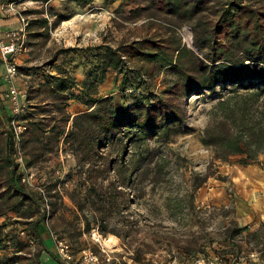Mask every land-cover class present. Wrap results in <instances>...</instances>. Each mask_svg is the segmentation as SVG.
<instances>
[{"label":"trees","instance_id":"obj_1","mask_svg":"<svg viewBox=\"0 0 264 264\" xmlns=\"http://www.w3.org/2000/svg\"><path fill=\"white\" fill-rule=\"evenodd\" d=\"M68 1L86 4L92 0ZM102 1L108 4L114 0ZM125 1L130 5L127 17L139 26L140 32L129 39L121 38L114 45L100 42L82 46L89 50L84 53L89 66L81 81L51 57L44 64L52 66L53 72L44 69L40 79L31 74L25 79L24 103L17 115L9 99L0 96V216H5L0 221V248L5 251L0 264H40L41 252L48 250L43 234L45 218L49 221L64 207L57 179L46 175L37 184L42 192L21 181L19 154L27 168L39 169L46 154L61 142L74 154L78 167L86 165L83 171L90 189L95 188L94 181L103 171L127 170L124 176L130 178L139 167L141 151L135 149L136 158L126 164L129 145L139 147L140 140L148 134L165 136L170 126L181 124L184 119L179 104L150 101L153 91L148 85L160 72L171 76L162 89L171 96L204 89L214 93L215 86L225 89L215 97L200 137L202 143L212 147L215 159L225 161L236 153H243L248 159L264 155V3ZM23 12L30 14L25 30L32 46L43 44L49 30L65 18L56 15L49 22L41 8ZM47 12L50 14L51 7ZM195 13L205 42L201 56L182 40L179 32L183 19ZM73 49L75 46L60 47L53 56ZM16 66L19 71L21 67ZM111 70L121 74L119 89L130 92L129 99L119 107L114 106L109 94H98V84ZM74 86H79L76 93L72 91ZM72 98L84 109L71 113L67 106ZM12 120L22 126L18 139ZM111 150H115V156L109 159ZM206 176L194 175L192 187H198ZM74 202L82 208L79 201ZM8 212L14 216H8ZM6 218L20 227L18 231L24 230L26 239L16 230H5ZM99 225L105 228L101 222ZM234 230L229 227L228 233ZM26 256L31 262L26 261Z\"/></svg>","mask_w":264,"mask_h":264},{"label":"rangeland","instance_id":"obj_2","mask_svg":"<svg viewBox=\"0 0 264 264\" xmlns=\"http://www.w3.org/2000/svg\"><path fill=\"white\" fill-rule=\"evenodd\" d=\"M8 1L12 0H0V6ZM245 1L256 5L264 3V0ZM72 5L71 1L65 0L58 8L61 11L77 12ZM99 6L96 9L97 13L100 11L99 30L92 35L85 32V41L82 42L81 35H74L70 31L72 28H69L70 33L64 34L67 40L52 39L46 44H35L28 53H15L14 61L21 67L18 75L21 74L26 79L31 74L33 78L40 79L44 69L54 71L52 66L44 64L52 57L55 64L67 69L80 81L89 66L84 56L89 50L83 49L84 46L98 42L114 45L119 39H129L140 32L139 26L127 17L129 4L117 8L111 6L110 9L106 5ZM72 19L69 20V26L78 28L82 24L78 23V18ZM179 32L182 40L201 56L205 42L199 16L195 13L183 19ZM66 46H75V49L53 56L56 49ZM25 67L37 69L26 70ZM1 76L3 77V70L0 67V96L6 98L7 83L4 78L1 80ZM170 77L169 74L160 72L153 79L148 85L153 91L150 101L155 103L164 100L179 104L184 111V119L181 124L170 126L165 136L148 134L140 140L139 147L129 145L124 158L126 164L136 158V154H133L135 149L139 148L141 151L139 167L130 174V178L124 176L128 173L127 170L119 173L103 171L94 181L95 188L90 189L89 180L83 171L86 165L78 167L74 154L64 144L46 154L39 169L31 168L34 173L33 183L38 184L48 175L52 180L60 181V193L67 192L70 205H76L75 200L82 204L78 216L64 212L62 207L48 221L53 233L68 239L74 254L78 255L82 247L89 246L97 253L101 264H111L108 263L111 261L103 259L100 247L104 246L118 251L115 253L118 254L120 264H166L173 257L179 264H184L197 255L215 252L230 257L229 255L243 251L242 255H245L247 251L257 248L264 239V223L253 231L247 225L238 226L232 218L230 203L226 206L201 204L196 200L197 187L193 188L191 184L194 175H207V183L203 187L210 188L212 179L207 177L219 175L216 172L219 159L214 158L212 147L202 143L200 137L208 122L211 107L216 102L215 97L225 89L215 86L214 93L204 89L200 93L171 96L162 92ZM120 79L121 74L111 70L98 84L100 93L109 94L116 107L124 104L130 93L127 89H119ZM15 82L23 104L24 90L20 89L17 80ZM77 88L74 86L72 91L76 93ZM75 101L78 100L72 98L71 103ZM114 156L115 150H111L109 159ZM6 222L5 230H19L20 227L13 226L9 218H6ZM86 222L89 224L88 229ZM99 222L105 228L98 226ZM78 224L80 227L83 225V230H77ZM229 227L235 229L232 234L228 233ZM81 231L84 235H81ZM18 234L26 239L19 231ZM43 234L48 250L41 252L40 264H62L55 260L57 255L47 226ZM108 240H112L113 244L106 245ZM26 257V261L31 262L29 256ZM243 261L255 263L260 260L245 257ZM260 263L264 264V257Z\"/></svg>","mask_w":264,"mask_h":264},{"label":"crops","instance_id":"obj_3","mask_svg":"<svg viewBox=\"0 0 264 264\" xmlns=\"http://www.w3.org/2000/svg\"><path fill=\"white\" fill-rule=\"evenodd\" d=\"M63 2H65V0H48L47 2H42V3L37 0H19L17 3L22 12L23 10H26L28 8H41L42 14L48 16L49 22H51L54 16L56 15H64L65 18L60 20V22H58L54 27H52L49 30V36L44 41L45 44L47 43V41L49 40L51 41L52 39H55L57 41L63 39L67 40V37L65 35H68L70 31L74 35H81V40L83 42L86 40L85 32L91 33L92 35L97 30H99L100 11L97 13L98 10H96L100 8L99 5L101 4L106 5L109 9L111 8V6L113 8H117L126 5L125 0H114L112 3H108V4L103 3L102 0H92L86 4H76L75 2L71 1V3L73 4L72 7L76 8L77 11L74 13L73 11L68 12V11L60 10V8H58V5L60 4L61 6ZM31 3L34 4L26 5ZM49 7H51L50 14H48L47 12V8ZM26 15L29 18L30 14H26ZM71 18H73L74 20L75 18H78L79 19L78 23L82 22V24L79 25L78 28L69 26L68 24ZM17 26H18L17 16L7 13L6 11L2 10L0 6V38H2L4 42H7L8 37L6 36V32L11 29L17 28ZM69 28H72V30L69 31ZM29 41L30 39L27 37V33L25 30V34L23 38V48L16 51L18 55H20L23 51H27L26 53H28L32 49V45H30ZM76 43L78 45H81L79 44V42ZM92 44H96V43H92ZM0 67L3 70L1 59H0ZM1 80H3V77L1 78ZM16 80L18 82L17 84L20 86V89L25 91L26 80L24 76L20 74L18 75ZM99 85H98V94H101L99 91ZM105 94L107 93H103L101 95H105ZM1 97H3V95ZM67 108L71 113H75L80 110H83L84 105L78 101H75L73 103L69 101ZM61 144L62 143L60 142L58 147H60ZM217 162L218 165L216 172H218L219 175H213L207 177V179L210 178L212 179L211 182L212 186L210 188L203 187V185L207 183L206 180L203 181L202 184H200V186L197 187V191H196L197 202H200L201 204L203 203L216 204L218 206H226L228 203H230L232 206V218L234 222H236L238 226L247 225L249 227V230L253 231V229L256 228L258 225L264 223V155L260 153L258 154L256 159H248L245 156V154L236 153L231 155L228 158V160L225 161L218 160ZM61 194H62V200L65 204L64 208H62L64 212L78 216L77 215L79 214L78 206L70 205V199L68 197L67 192L65 194L63 193ZM195 206L205 207L209 205H195ZM7 215L14 216V213L8 212ZM4 217L5 216H0V221L3 220ZM82 228L83 225H81V227L79 225L77 230L78 231L83 230ZM80 233L81 235H84L83 231H81ZM114 250L115 252H118L116 249ZM4 254L5 251L0 248V261ZM74 256L77 257L78 255L74 254ZM115 256H118V254H116ZM262 257H264V255H260L255 259L262 261ZM260 261L259 262L257 261L255 263H251V262L246 263V261L242 260L240 264H261ZM119 262L120 261L112 260L111 262L108 263L120 264Z\"/></svg>","mask_w":264,"mask_h":264},{"label":"built area","instance_id":"obj_4","mask_svg":"<svg viewBox=\"0 0 264 264\" xmlns=\"http://www.w3.org/2000/svg\"><path fill=\"white\" fill-rule=\"evenodd\" d=\"M1 8L7 13L13 14L18 18L17 28L11 29L6 32L8 41L4 42L3 39L0 38V59L3 65V78L7 83L5 96L11 102L14 114L17 115L21 110L22 102L19 98L20 90L15 82L18 77V70L16 66L17 64L14 61V55L17 50L23 48V38L28 17L21 11L20 7L18 6V3L15 1H8L5 4H2ZM12 124L15 132V137L16 139H18L17 132L19 129L22 128V126L16 125L14 120H12ZM18 161L20 162V166L23 172L21 181L28 186L37 187L42 192L41 187L37 186L36 183H33L34 173L30 168H27L25 166L23 158L20 154L18 156ZM44 207L46 209L48 208L46 201ZM45 223L48 227L49 235L52 238L57 258L62 264H101L97 253L89 246L82 247L79 250L78 256H74V253L71 248V243L68 241V239L52 232V230L49 228L47 217L45 218ZM19 232L22 235H24L25 233L24 230H20ZM100 251L105 261H119L118 257L114 254V249H108L104 246H101ZM242 253L243 251L232 256L229 255L230 257L220 252H215L207 255H197L196 257L190 259L184 264H240V261L243 260V258L245 257L255 259L260 255H264V239L259 243L257 248L247 251L245 255H242ZM166 264L179 263L176 258L173 257Z\"/></svg>","mask_w":264,"mask_h":264},{"label":"bare ground","instance_id":"obj_5","mask_svg":"<svg viewBox=\"0 0 264 264\" xmlns=\"http://www.w3.org/2000/svg\"><path fill=\"white\" fill-rule=\"evenodd\" d=\"M188 44L190 45L191 43L188 41ZM105 244H106V245H111V244H113V243H112V240H108V241L105 242Z\"/></svg>","mask_w":264,"mask_h":264}]
</instances>
